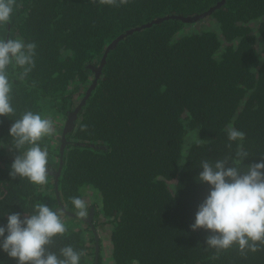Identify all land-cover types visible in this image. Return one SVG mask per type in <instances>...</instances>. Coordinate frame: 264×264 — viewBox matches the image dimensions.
Segmentation results:
<instances>
[{
    "label": "trees",
    "instance_id": "obj_1",
    "mask_svg": "<svg viewBox=\"0 0 264 264\" xmlns=\"http://www.w3.org/2000/svg\"><path fill=\"white\" fill-rule=\"evenodd\" d=\"M220 2L131 0L112 7L91 0H16L11 22L0 24V39L37 47L35 67L23 80V68L13 63L7 69L14 112L0 117V226L7 225V214L23 219L37 203L77 213L72 197H80L87 212L94 211L93 225L99 217L109 227L108 256L99 236L92 232L88 239L83 227L62 216L66 232L49 247L57 254L65 246L84 251L80 264L96 258L98 264H264V246L247 255L233 247L213 259L215 250L206 249L210 232L190 228L210 190L197 181L202 159L234 158L240 146L249 153L240 164L246 171L264 158V0H225L201 19L209 23L203 29L170 18L120 39L63 153L56 132L39 142L48 152L47 183L9 175L19 154L7 148L14 120L32 111L61 123L86 95L94 68L118 35L165 16H195ZM229 124L246 134L231 149ZM0 264L18 261L0 248Z\"/></svg>",
    "mask_w": 264,
    "mask_h": 264
},
{
    "label": "clouds",
    "instance_id": "obj_2",
    "mask_svg": "<svg viewBox=\"0 0 264 264\" xmlns=\"http://www.w3.org/2000/svg\"><path fill=\"white\" fill-rule=\"evenodd\" d=\"M131 0H91V3L119 7ZM16 0H0V24L11 22ZM36 44L22 39H0V117L14 112L11 104V84L7 75L9 65L23 68L18 78L23 80L35 67ZM86 126L82 128L84 130ZM229 149L232 142L243 141L245 133L232 124L225 129ZM55 133L54 121L42 118L40 114L26 111L20 119L14 120L9 134L13 153L10 177L27 179L33 185H45L48 176V152L39 142ZM198 143L203 142L198 138ZM27 146V150L22 149ZM249 153L238 146L235 157L227 156L216 160L202 159V171L197 181L210 186L209 194L199 205L192 231L207 230L206 249H214L213 259L219 254L237 247L241 255L258 252L264 246V158L242 171L240 164ZM232 166H229V165ZM175 184V183H174ZM72 204L81 217L87 215L86 202L72 197ZM8 223L0 226V248L18 264H80L84 251L65 246L59 254L50 251L54 238L62 236L66 227L59 209L53 211L44 203H37L33 213L23 219L19 213L7 214ZM7 233V235H5ZM132 264H140L138 260Z\"/></svg>",
    "mask_w": 264,
    "mask_h": 264
},
{
    "label": "water",
    "instance_id": "obj_3",
    "mask_svg": "<svg viewBox=\"0 0 264 264\" xmlns=\"http://www.w3.org/2000/svg\"><path fill=\"white\" fill-rule=\"evenodd\" d=\"M225 0H221V2L215 6V7H212V8H209L208 10H206L205 12H202V13H199L195 16H188V17H185V16H175V15H170V16H165V17H161V18H157V19H154L148 23H145L143 24L142 26L140 27H134L132 29H128L127 31L121 33L120 35H118L115 39H113L106 47L105 51H104V54L102 56V59H101V63L98 67L94 68L95 70V78L93 80V82L89 85V87L87 88V92H86V95L82 98V100L79 102V104H77V106L75 107V109L71 112L68 113V117H67V120H66V123L64 125V128H63V131H62V135H61V153H63V150H64V147L67 143V134L72 131L75 127V122H76V119H77V116H78V113L80 112V110L82 109L83 105L86 103L88 97L90 96L91 94V91L92 89L95 87L96 83H97V79L99 78V76L101 75V72H102V69L104 67V64H105V61H106V56L108 54V52L110 51V49L119 42L120 39L124 38L125 36H127L128 34H131L137 30H140L141 28H145V27H150L152 26L154 23H160L166 19H170V18H174V19H180V20H183L185 22H188V23H193V22H198L200 21L201 19L209 16L212 11L217 8V7H220L223 2ZM62 155V154H61ZM55 174L56 178L59 176V172H55L53 173ZM55 182H57V179H55ZM58 198H59V195H58ZM63 210L71 215V216H75V217H78L80 219H83L85 222H89L91 223V228L93 229V232L95 233L96 235V238H97V241H98V234H97V230H96V227L93 225L92 223V219L94 217V211L93 210H90L88 212V214L86 216H79L77 213L75 212H72L71 210L67 209L65 206L63 207ZM97 251H98V248H97ZM95 264H98V259L96 258L95 260Z\"/></svg>",
    "mask_w": 264,
    "mask_h": 264
},
{
    "label": "rangeland",
    "instance_id": "obj_4",
    "mask_svg": "<svg viewBox=\"0 0 264 264\" xmlns=\"http://www.w3.org/2000/svg\"><path fill=\"white\" fill-rule=\"evenodd\" d=\"M208 19H204V20H200L192 25H190L189 27H187V29H192V30H199V29H203L204 26H208ZM259 49L261 50L262 44H259ZM55 116V115H54ZM56 117V116H55ZM46 118H51L54 121V126H55V132L57 133V137L59 139H61L60 135L63 131L64 125L66 123V117L64 118L63 116L61 117V123H56V119L51 115H48ZM190 136L193 138L194 135L190 134ZM192 138H190V140H192ZM88 208V206H87ZM61 212V211H60ZM88 214V212H87ZM61 216L71 225V226H81L86 230V236L88 239L91 238L92 236V232L93 229H88V226L86 223L82 222L79 218H71L69 217L68 214H64L63 212H61ZM86 216V215H85ZM96 222H97V226H96V230H97V234L98 236L101 238L102 242H103V247H104V251H105V255L108 256V251H109V242L107 240V234L109 232V227L107 225L104 224V220H102V218L97 217L96 218ZM90 241V240H89ZM92 242V241H91ZM91 246H93L94 250V243H90ZM107 264H114L113 261H106Z\"/></svg>",
    "mask_w": 264,
    "mask_h": 264
},
{
    "label": "flooded vegetation",
    "instance_id": "obj_5",
    "mask_svg": "<svg viewBox=\"0 0 264 264\" xmlns=\"http://www.w3.org/2000/svg\"><path fill=\"white\" fill-rule=\"evenodd\" d=\"M109 261H111V260H109ZM104 264H107L106 261L104 262Z\"/></svg>",
    "mask_w": 264,
    "mask_h": 264
}]
</instances>
